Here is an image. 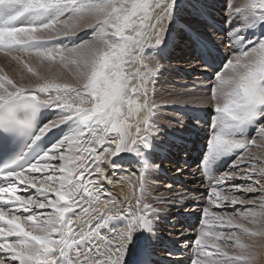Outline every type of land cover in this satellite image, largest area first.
<instances>
[{"label": "snow or ice", "instance_id": "obj_1", "mask_svg": "<svg viewBox=\"0 0 264 264\" xmlns=\"http://www.w3.org/2000/svg\"><path fill=\"white\" fill-rule=\"evenodd\" d=\"M184 7L206 15L203 0H0V53L31 74L29 85L0 75V264H155L160 213L146 185L161 131L145 60L163 51ZM225 12L220 43L232 55L219 63L205 33L181 29L214 73L210 97L197 98L215 115L200 148L207 206L190 264H253L245 240L264 235V155L251 151L264 149V0H229ZM33 57L36 67L25 61ZM46 110L55 118L45 123ZM231 156L228 171L211 175ZM124 158L140 165L139 188L119 198L105 184Z\"/></svg>", "mask_w": 264, "mask_h": 264}, {"label": "bare ground", "instance_id": "obj_2", "mask_svg": "<svg viewBox=\"0 0 264 264\" xmlns=\"http://www.w3.org/2000/svg\"><path fill=\"white\" fill-rule=\"evenodd\" d=\"M211 3V6L213 8V10L218 13L219 15H224L221 11L224 10L221 8L220 4L222 0H205L203 3ZM182 3L186 4L187 3V0H182ZM225 12V11H224ZM226 13V12H225ZM178 20H179V23L182 24V25H185V24H188V25H192L193 27L199 29V30H203V28L198 24V22H193V21H190L188 19V16H187V12H186V7L182 8L179 12V15H178ZM177 24L178 23H174L172 26H171V30L167 33L166 35V38L169 34H176V33H179V30L177 28ZM204 33L208 36V37H211V34L208 33V31H204ZM90 34V33H89ZM87 36L84 37V39H86ZM165 38V39H166ZM226 40V39H225ZM79 42V41H77ZM226 43L228 44V41H226ZM231 52H230V56H231ZM188 57L186 55H184V52L181 53V55L179 56V59H187ZM34 59L33 58H25V60H32ZM145 63L148 64L149 67L151 68H154V65H153V61L150 60V59H146L145 60ZM9 64V63H7ZM198 63L196 62V64H194V66H197ZM177 66H179V64H177ZM7 67V66H6ZM8 68H6V71ZM10 69V68H9ZM132 70H135V69H132ZM71 71V69H67L65 70V72L63 73V75L65 76V78H68V73ZM16 72V71H15ZM163 72H166V73H173L174 70H173V65L172 63H168L167 67L165 69H163ZM18 74V73H17ZM10 75V74H9ZM157 75L160 77L159 80H163L162 77H168L166 76L165 74H159L157 73ZM161 75V76H160ZM18 77V76H17ZM16 77V78H17ZM15 78V77H14ZM15 78V79H16ZM20 78V77H19ZM18 80V78H17ZM24 80V78H23ZM16 81V80H15ZM27 82V81H26ZM154 83V82H153ZM154 86H150L149 85V89H150V95L152 96L153 94V90H154ZM172 91L174 89H171ZM174 92H177L173 95V98H178V97H181L182 99H185L188 97V96H191V95H195L194 92H186V93H183V94H180L179 91H174ZM176 95V96H175ZM206 97V96H205ZM205 97H202V98H205ZM179 98V99H181ZM153 99V102L155 100V97H152ZM162 99V98H161ZM176 101L178 99H175ZM191 105H194V106H202L203 105H195V103H192ZM166 109V108H165ZM158 111H160V109H156ZM55 118V117H54ZM163 119H165L163 116L161 117ZM173 123V122H172ZM255 148V147H254ZM251 149V151L254 150ZM258 153V152H257ZM258 155H264L263 152H259ZM122 169L123 170H120L118 169L116 171V173L114 174V179H113V182L112 183H106L105 184V187L107 189L108 192H110L113 196H118L119 198H122L126 193L128 195H132L133 193V185H135L136 189H137V194H138V188H139V183L137 180H135L132 176V171L129 169L128 170V167L126 166V164L123 166L122 165ZM121 177H125V178H131V179H124L122 180ZM237 181V180H236ZM240 181V180H239ZM250 182V181H249ZM236 183V182H235ZM240 183H243V181H240ZM147 187V191L149 192V197L148 199L150 198H153L154 200H150L151 202H157V199L160 198V196L158 195V193L156 192V188L153 186L152 183L150 184H147L146 185ZM161 189H164V187L162 186ZM178 188L177 187H174V190H170L168 192V195H176L178 193V191H176ZM205 192V191H204ZM198 195H201L200 193H198L196 196L198 197ZM250 197L251 196H254V195H257V194H248ZM162 197V196H161ZM202 199V197L200 198ZM148 201V200H147ZM225 204H227L228 202H224ZM161 206H165L166 203H160ZM198 204H199V208H202V202L198 201ZM231 207V206H230ZM236 208H241L240 205H236L235 206ZM215 210V209H213ZM232 209L230 208L228 211H231ZM161 218L164 220V222L162 223H159V228L158 230H156V233L157 234H160V235H163V236H167L169 232H175L176 234L179 232V231H183V228H182V224L179 222L178 223V226H174L172 221H173V218L169 217V215H163L161 216ZM199 222H200V218H196L195 219V223L196 226H195V229L196 227L199 225ZM186 223H188L186 221ZM251 240H253V245H254V241L255 240H258V242H260V244L258 245V248H257V252L255 253L254 249H253V252L257 255V257H255V261H256V264H264V235H260V236H256V237H252ZM191 243L194 242V236H193V239L190 240ZM251 242V241H250ZM256 245V244H255ZM256 245V246H257Z\"/></svg>", "mask_w": 264, "mask_h": 264}, {"label": "rangeland", "instance_id": "obj_3", "mask_svg": "<svg viewBox=\"0 0 264 264\" xmlns=\"http://www.w3.org/2000/svg\"><path fill=\"white\" fill-rule=\"evenodd\" d=\"M205 0H203V2H204ZM222 4V3H221ZM86 39H88L87 37H86ZM225 41H227V39L225 40ZM226 45H227V43H226ZM26 61V63H28L29 64V66H31V67H36L38 64H39V61L34 57V59H32V60H25ZM179 61L180 62H177L176 60L174 61V63H181V64H179V66L181 67V68H188L187 66H190L191 65V63H192V57L190 58V57H188L187 59H179ZM7 63H9V64H7ZM172 65H173V63H172ZM7 66V67H6ZM22 65H19L16 61H9L7 58H4V57H0V75H7L9 78H12V79H14V81L16 80V81H20V79H21V77H23L24 78V80H23V82L26 84V85H29L30 83H31V81H30V79H29V77H30V73H28V71H27V69L26 68H24L23 66H22V68H19V67H21ZM174 66V65H173ZM178 66V67H179ZM6 68H8L7 70L8 71H6ZM10 68V69H9ZM16 71V72H15ZM18 73V74H17ZM10 74V75H9ZM18 76V77H17ZM17 77L18 78V80H17V78L15 79V78ZM20 77V78H19ZM27 81V82H26ZM176 96V95H175ZM182 99V98H181ZM156 112H159L158 110H156ZM161 115H163V114H161ZM162 117V116H161ZM166 119V118H165ZM259 143V142H258ZM254 148V147H253ZM253 152L254 153H256L257 155L259 154V152H263V154H264V149H259V148H254V150H253ZM258 152V153H257ZM236 183H240V181L239 180H237V181H235ZM229 183H231V182H228V184ZM165 189V188H164ZM164 189H157V193H160V194H162L163 193V196L162 197H167V195H164V194H167L165 191H164ZM172 190H174V189H172ZM170 191V190H169ZM168 191V192H169ZM177 191V190H176ZM178 194V193H177ZM199 196V195H198ZM199 201L200 202H202V208L204 207V206H207V201L204 203L203 201H202V199H199ZM231 207L229 206L228 207V209L227 210H229ZM215 210H217V209H215ZM219 210H224L223 208L222 209H219ZM200 223V222H199ZM191 239H193V236H192V238ZM251 241V242H250ZM245 243H248V244H251V245H253V240H251V239H246L245 240ZM257 243H258V245L260 244V242H258V240H255L254 241V245H253V249H254V251H255V253L257 252V248H258V245H257ZM257 246H256V245ZM252 249V250H253ZM256 257H257V255H256ZM253 264H256V261L254 260L253 261Z\"/></svg>", "mask_w": 264, "mask_h": 264}]
</instances>
